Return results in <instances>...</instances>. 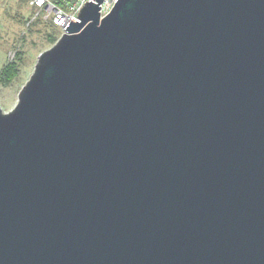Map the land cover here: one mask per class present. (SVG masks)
<instances>
[{"label": "water", "instance_id": "1", "mask_svg": "<svg viewBox=\"0 0 264 264\" xmlns=\"http://www.w3.org/2000/svg\"><path fill=\"white\" fill-rule=\"evenodd\" d=\"M98 1L0 107V264H264V0Z\"/></svg>", "mask_w": 264, "mask_h": 264}, {"label": "rangeland", "instance_id": "2", "mask_svg": "<svg viewBox=\"0 0 264 264\" xmlns=\"http://www.w3.org/2000/svg\"><path fill=\"white\" fill-rule=\"evenodd\" d=\"M36 10L27 0H0V71L8 62L23 52L21 72L9 86L0 82V107L8 112L15 107L21 89L34 72L39 55L54 44L48 39L53 32L51 24L42 16L31 19ZM60 30V29H59ZM56 31L61 36L62 32Z\"/></svg>", "mask_w": 264, "mask_h": 264}, {"label": "built area", "instance_id": "3", "mask_svg": "<svg viewBox=\"0 0 264 264\" xmlns=\"http://www.w3.org/2000/svg\"><path fill=\"white\" fill-rule=\"evenodd\" d=\"M86 1L98 3V0H28L29 6L36 10L31 22L42 16L45 23L58 27L65 32L73 18L80 21L79 12ZM116 0H103L99 5L101 17L109 14Z\"/></svg>", "mask_w": 264, "mask_h": 264}, {"label": "trees", "instance_id": "4", "mask_svg": "<svg viewBox=\"0 0 264 264\" xmlns=\"http://www.w3.org/2000/svg\"><path fill=\"white\" fill-rule=\"evenodd\" d=\"M28 2V0H27ZM28 19H31L28 18ZM35 22V21H33ZM53 32H50L48 34V39L55 44L57 40L59 39V34L56 33V31H60L58 27L53 26ZM59 32V33H60ZM16 60H13L12 62H8L6 65H4L0 71V82L3 83L6 86L11 85V83L20 75L21 72V62H22V55L23 52H18Z\"/></svg>", "mask_w": 264, "mask_h": 264}]
</instances>
